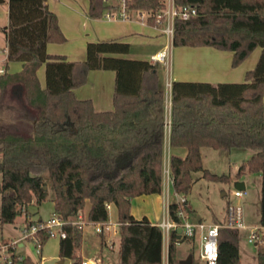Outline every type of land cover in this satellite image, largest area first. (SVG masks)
<instances>
[{
    "label": "trees",
    "instance_id": "obj_1",
    "mask_svg": "<svg viewBox=\"0 0 264 264\" xmlns=\"http://www.w3.org/2000/svg\"><path fill=\"white\" fill-rule=\"evenodd\" d=\"M174 3L194 5L196 11L174 16L173 45L231 49L232 65L256 45L261 50L242 80H171L168 141L186 147L184 155L169 154L171 186L185 195L198 169L209 179L231 178L203 167L204 145L250 147L236 175L260 173L258 219L264 225V0ZM7 4L6 58L21 60L22 67L0 73V221L14 222L24 212L25 227L39 224L44 219L31 218L28 205L51 199L65 219L59 255L80 264L83 227L70 219L81 212L87 219L105 220V202L111 201L117 208L118 264H163L160 226L130 211L132 196L162 188L165 90L159 84V60L113 54L129 51V42L117 37L88 40L83 59L48 52L47 41L65 35L46 0ZM108 5L89 0L88 13L101 15ZM164 6V0H127V9L145 10L149 22H156L154 12ZM41 63L44 84L37 75ZM91 68L115 71L113 108L96 109L91 98L74 94ZM177 207L178 201H169L171 217L178 218ZM102 231L97 232L101 242ZM35 234L41 243L51 235L44 226ZM182 239L194 240L169 232L167 264L179 262L176 244ZM217 239L216 264H240L239 228L221 225ZM15 245L9 248L14 251ZM255 246L256 264H264V242ZM21 264H40V257L25 254ZM99 264L109 263L101 258Z\"/></svg>",
    "mask_w": 264,
    "mask_h": 264
},
{
    "label": "crops",
    "instance_id": "obj_2",
    "mask_svg": "<svg viewBox=\"0 0 264 264\" xmlns=\"http://www.w3.org/2000/svg\"><path fill=\"white\" fill-rule=\"evenodd\" d=\"M46 3L48 8L56 13L58 24L65 35L64 40L47 41L46 49L48 52L64 54L68 59H83L85 57L86 43L88 40L112 37L124 39L129 42V51L124 53H113L116 55L150 59L151 54L166 48L168 56L167 59H165L164 67L165 70L167 67L170 68L171 75H165L164 79V119L166 117L170 119V84L172 79L209 80L211 82L220 80H242L244 79L245 71L254 66L261 50V47L256 45L238 64L232 65L231 49L217 48L209 44L173 45L172 39H169L165 33L162 32L160 28L161 25L157 22H149L146 19V14L144 12L131 10L129 11V16L126 18L107 17L104 15V10L101 15H90L88 13L89 0H46ZM0 5H3L2 9L4 12L6 11L8 20L7 0H0ZM0 18H2V16H0ZM3 20L4 17L0 21V27L7 23V21L5 22ZM0 50V73L3 70L16 71L22 67L21 60H7L5 43L0 48ZM161 61L162 60H159V63ZM37 75L41 84H44V63H41L37 68ZM114 76L115 71L113 69L91 68L87 71L85 82L73 88L74 94L77 97L91 98L93 106L96 109L113 108ZM167 80L170 82L169 85L167 84ZM169 129L170 126L168 127L164 124L163 140L164 147L167 148V155L165 158L166 164L169 162L170 153L184 155L186 152V147L185 150H182V146L184 145H169ZM251 152L252 151H249L246 154H251ZM242 180L245 185V180ZM165 184L168 189L171 185V181H167L166 176L163 173L162 188L160 191L139 193L131 197L130 211L134 217H141V215H138L136 211L137 208L135 199L140 195L155 193L156 199H158L156 204H149L148 196L142 197L144 200H146L145 205L147 206L144 205L145 208L142 210L141 214L142 216H146L151 222L157 223V221L160 219L161 207L163 206L164 192L166 190ZM172 192L175 195L172 199H177V195L175 194L173 188ZM48 201L50 203V208L47 215H43L41 213V203L29 204L28 206L31 211L30 217H41L46 219L53 210V201L51 199H48ZM186 205L190 214L192 215L193 209L187 202V198ZM218 221L220 220H214L211 222ZM10 223H14L13 228H11L12 230L9 232L10 234L6 237H0V240L3 238H7L5 240L18 238L16 245L14 246V252L24 255L31 254L28 249L24 248V238H20L24 226V220ZM117 231V208L116 205L111 202L108 208V218L103 222L102 232L104 234V240L102 242L100 241L98 233L95 231L93 224L88 223L83 226L84 240L81 243V257H94L99 261L102 258L109 264H118V239L117 244H115V240L111 238L112 233H116ZM59 238V234L54 233L51 234L45 240V242L41 244L40 250L36 251L40 257V264H54L53 261L60 264H77V262H75L72 257H60L58 252ZM167 243L168 239L162 238L163 264H167V257L165 261L163 254L164 247L167 245Z\"/></svg>",
    "mask_w": 264,
    "mask_h": 264
},
{
    "label": "rangeland",
    "instance_id": "obj_3",
    "mask_svg": "<svg viewBox=\"0 0 264 264\" xmlns=\"http://www.w3.org/2000/svg\"><path fill=\"white\" fill-rule=\"evenodd\" d=\"M3 5H0V21H7V13L2 9ZM4 8V7H3ZM5 43V33L2 27H0V48ZM1 51V50H0ZM165 60H162L159 65V84L164 87L165 75L170 74V68L167 67L165 70ZM19 110V105H16ZM180 150V149H179ZM182 150H185V146H182ZM252 151L250 147H232L231 149L225 148H214L211 146H203L201 148L202 154V165L203 167L209 168L211 171L217 173H230L231 178L229 179H209L202 175V170L198 169L192 172L193 182L189 191L185 194L187 202L193 209V214L191 215L187 209L189 216L192 219H201L206 222H211L214 220L224 221L226 219V209L228 202H233L239 199L242 204L244 221L247 224H259V194H260V173L258 171H245L236 175V170L239 164L246 159L250 154L247 152ZM166 155L167 148L164 147L163 155V173L166 167ZM248 155V156H247ZM245 180L244 192L239 196H235L234 189L236 188L235 180ZM169 196L172 199L175 195L172 192L171 185L168 188ZM224 192V193H222ZM148 196L149 204H156L158 199H156L155 193H150L146 195H140L135 199L136 208L138 215L142 217V210L145 208L146 200L142 197ZM164 203V199H163ZM145 205V206H144ZM50 203L48 199L41 202L40 211L43 215H47L49 212ZM135 208V209H136ZM186 208L187 205H186ZM28 210L31 213L29 206ZM163 206L161 207V215ZM24 212L18 215L15 222L24 220ZM17 224V223H16ZM14 223L1 222L0 221V237H6L9 235L13 228ZM19 232V230H18ZM249 229L245 227L239 228V239H238V249L240 264H256V244L248 241ZM84 238V236H83ZM111 238L115 240L117 244L118 231L112 233ZM84 240V239H83ZM82 240V241H83ZM25 249H28L33 257H38L36 252V247L33 242L24 238ZM192 252L194 264H204V262L198 257V242L191 239H182L177 241L176 244V257L179 259L177 264H181V260L186 257V255ZM113 254V253H111ZM164 258L166 261L167 257V245H165L163 250ZM113 257V256H112ZM54 264H60L53 261ZM166 263V262H165ZM65 264V263H64Z\"/></svg>",
    "mask_w": 264,
    "mask_h": 264
},
{
    "label": "built area",
    "instance_id": "obj_4",
    "mask_svg": "<svg viewBox=\"0 0 264 264\" xmlns=\"http://www.w3.org/2000/svg\"><path fill=\"white\" fill-rule=\"evenodd\" d=\"M109 4L104 9V15L107 17H122L129 16V10L127 9V0H103ZM164 8L154 12L155 21L161 25L162 32L170 39L173 34V19L176 14L183 17L193 14L196 11V7L191 4H183L176 6L174 0H164ZM144 12L145 10H137ZM168 52L165 49L157 51L150 56V60H165L167 59ZM167 80V84L169 85ZM164 124L170 126V119L166 117ZM164 174L167 181H171L168 163L165 165ZM163 212L161 218L157 221V224L161 228L162 237L168 239L169 232L171 230L176 231V227L180 226L181 230L176 231L177 239L183 237H192L198 242V257L204 262V264H216L217 252H218V227L221 225L233 226V227H245L249 229L247 239L254 244L264 242V225L262 224H247L244 221L242 204L239 199L233 202H228L226 209V219L218 222H206L201 219H192L186 208L185 195L179 192H175L177 195L176 201H178V207L176 214L178 218L171 217L169 211L170 196L165 184ZM244 192V188L236 187L234 189L235 196L239 197ZM111 201H106L105 206L109 208ZM65 221L59 216L56 210H52L50 215L39 224H31L30 227L23 226L22 234L20 238H29L36 251L40 250L41 241L39 236L35 234L38 227H46L50 234L58 233L59 236H64L65 231L61 228L62 223ZM71 222L77 223L80 226L85 224H93L95 231L99 232L103 230L104 220H91L85 218L81 212L77 217L70 219ZM18 238L12 240H0V264H21L24 254L14 252L9 248L13 243H16ZM80 264H99V260L94 257H83Z\"/></svg>",
    "mask_w": 264,
    "mask_h": 264
},
{
    "label": "water",
    "instance_id": "obj_5",
    "mask_svg": "<svg viewBox=\"0 0 264 264\" xmlns=\"http://www.w3.org/2000/svg\"><path fill=\"white\" fill-rule=\"evenodd\" d=\"M234 184H235L236 187H239V188H244V186H245L243 180H237L236 179L234 181ZM180 230H181V227L177 226L176 227V231L179 232ZM192 258H193L192 252H189L186 255V257L181 260V264H192Z\"/></svg>",
    "mask_w": 264,
    "mask_h": 264
}]
</instances>
